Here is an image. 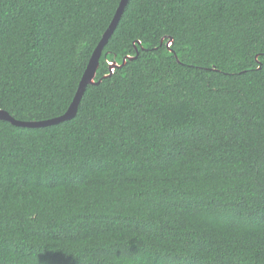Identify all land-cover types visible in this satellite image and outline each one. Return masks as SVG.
<instances>
[{"label": "trees", "instance_id": "1", "mask_svg": "<svg viewBox=\"0 0 264 264\" xmlns=\"http://www.w3.org/2000/svg\"><path fill=\"white\" fill-rule=\"evenodd\" d=\"M119 1L0 0V110L62 116ZM94 81L0 119V264H264V0H129Z\"/></svg>", "mask_w": 264, "mask_h": 264}, {"label": "water", "instance_id": "2", "mask_svg": "<svg viewBox=\"0 0 264 264\" xmlns=\"http://www.w3.org/2000/svg\"><path fill=\"white\" fill-rule=\"evenodd\" d=\"M129 0H120L117 9L115 10V13L113 15V18L111 19V22L109 23L107 29L105 30V32L103 33L100 41L98 42L97 46L95 47V49L92 52V55L89 59V62L86 66V69L81 77V80L78 84L75 96L70 104V106L68 107V109L66 110V112L55 119H51L48 121H44V122H32V123H25V122H19L14 120L13 118H11L6 112L1 111L0 110V119L1 120H5L10 122L13 125L16 126H21V127H43V126H49V125H54L57 123H60L62 121L65 120H69L72 119L77 112V108L78 105L81 101V98L84 94V91L86 89V87L88 85H94L96 84L94 79H95V73L96 70L98 68V63H99V58L101 56L102 53V49L104 48V46L106 45L108 39L111 37V35L113 34L117 24L120 21V18L123 14L124 8L127 5ZM129 60H131V57H127ZM125 64V59L122 62V65ZM119 67V65L112 63L110 64V72L113 71L114 68Z\"/></svg>", "mask_w": 264, "mask_h": 264}]
</instances>
